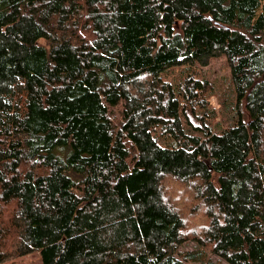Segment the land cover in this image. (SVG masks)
I'll return each instance as SVG.
<instances>
[{"label":"trees","instance_id":"16d2710c","mask_svg":"<svg viewBox=\"0 0 264 264\" xmlns=\"http://www.w3.org/2000/svg\"><path fill=\"white\" fill-rule=\"evenodd\" d=\"M222 56L238 120L218 133L192 72ZM200 210L199 249L181 252ZM34 252L264 264V0H0V264Z\"/></svg>","mask_w":264,"mask_h":264},{"label":"rangeland","instance_id":"374dc122","mask_svg":"<svg viewBox=\"0 0 264 264\" xmlns=\"http://www.w3.org/2000/svg\"><path fill=\"white\" fill-rule=\"evenodd\" d=\"M41 45L45 44L44 41L40 42ZM196 69L193 70L192 74L200 80H203L207 83L208 89H212V97L210 95L209 101H211L210 109L213 110L212 115L215 117L211 119L210 125L215 130V132H220L226 128H229L234 125V121L238 120V116H236V96L235 92L232 89L231 85V69L228 64V61L225 57H220L218 59L210 60L209 64L205 67L201 65H196ZM185 69V67L175 68L168 72L164 77V80L171 81L173 83H178L181 78V72ZM123 108L119 107L118 109L112 110V116L117 123L120 120ZM169 142V141H168ZM165 142L164 145L167 146L170 142ZM167 200L172 203H182L186 210L195 213L197 211H193L195 207L193 201V197L195 200V195H190L186 193V188L183 185L177 184L172 181H167ZM13 208H5L4 212L12 211ZM189 211H187L189 213ZM195 220L193 224L189 226L185 230L186 234V243L183 245L181 252H195L198 251L199 246L196 242L197 237L201 235L202 229L204 230L207 227V219L205 218L204 211L200 210L195 215ZM12 240L9 242L8 248L5 250L8 254L12 253ZM9 260L4 262L3 264H42L41 256L39 253H32L27 256L18 257L15 254H11L9 256ZM208 259L212 264H227L223 260H220L215 255L211 253L208 254Z\"/></svg>","mask_w":264,"mask_h":264}]
</instances>
